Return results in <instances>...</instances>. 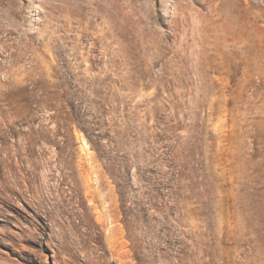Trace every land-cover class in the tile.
<instances>
[{"label":"rangeland","instance_id":"1","mask_svg":"<svg viewBox=\"0 0 264 264\" xmlns=\"http://www.w3.org/2000/svg\"><path fill=\"white\" fill-rule=\"evenodd\" d=\"M0 264H264V0H0Z\"/></svg>","mask_w":264,"mask_h":264}]
</instances>
